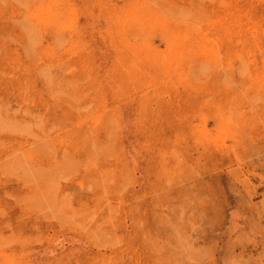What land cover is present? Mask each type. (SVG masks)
<instances>
[{
	"label": "rangeland",
	"instance_id": "1",
	"mask_svg": "<svg viewBox=\"0 0 264 264\" xmlns=\"http://www.w3.org/2000/svg\"><path fill=\"white\" fill-rule=\"evenodd\" d=\"M0 264H264V0H0Z\"/></svg>",
	"mask_w": 264,
	"mask_h": 264
},
{
	"label": "bare ground",
	"instance_id": "2",
	"mask_svg": "<svg viewBox=\"0 0 264 264\" xmlns=\"http://www.w3.org/2000/svg\"><path fill=\"white\" fill-rule=\"evenodd\" d=\"M255 29V28H254Z\"/></svg>",
	"mask_w": 264,
	"mask_h": 264
}]
</instances>
